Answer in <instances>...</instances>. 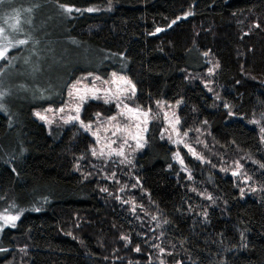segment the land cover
I'll list each match as a JSON object with an SVG mask.
<instances>
[{
    "label": "trees",
    "instance_id": "trees-1",
    "mask_svg": "<svg viewBox=\"0 0 264 264\" xmlns=\"http://www.w3.org/2000/svg\"><path fill=\"white\" fill-rule=\"evenodd\" d=\"M28 1L39 99L0 111V215H18L0 220V264H264V0ZM111 71L135 83L132 105L180 101L181 127L211 147L197 146L205 160L184 152L191 176L161 118L123 167L98 161L78 125L34 116L81 75ZM115 111L90 101L83 116Z\"/></svg>",
    "mask_w": 264,
    "mask_h": 264
},
{
    "label": "rangeland",
    "instance_id": "rangeland-1",
    "mask_svg": "<svg viewBox=\"0 0 264 264\" xmlns=\"http://www.w3.org/2000/svg\"><path fill=\"white\" fill-rule=\"evenodd\" d=\"M27 2L4 0L0 4V111L13 108L17 100L28 102L39 99L26 86L33 85L39 75V67H36L39 65L36 19L27 14V11L32 12L35 5ZM21 40L25 43H19ZM215 70V66H212L207 72L206 77L209 78L204 79L210 88ZM16 84L21 88L16 89ZM136 92L135 83L126 73L111 71L107 76L95 72L85 73L70 83L63 104L35 107L33 114L49 129L55 125H78L93 137L91 152L98 161L123 167H130L136 155L146 146L152 120L161 118V137L174 146L175 161L191 176L192 170L186 164L184 152L205 160L204 152L197 146L204 144L208 149L211 147L199 135L193 140L190 133L181 127L180 101H161L155 110L143 109L129 102ZM90 101L114 103L116 111L111 115L94 113L92 118L87 119L83 112L86 103ZM221 167L229 169L242 183H250L242 162L229 159L222 162ZM17 219L18 215L10 212L0 215L3 225H12Z\"/></svg>",
    "mask_w": 264,
    "mask_h": 264
},
{
    "label": "snow or ice",
    "instance_id": "snow-or-ice-1",
    "mask_svg": "<svg viewBox=\"0 0 264 264\" xmlns=\"http://www.w3.org/2000/svg\"><path fill=\"white\" fill-rule=\"evenodd\" d=\"M4 3V0H0V4H3ZM67 11H71V9H67ZM19 43H25V41H23V40H21V41H19ZM0 55H2V53H0ZM13 219H15V218H13Z\"/></svg>",
    "mask_w": 264,
    "mask_h": 264
}]
</instances>
